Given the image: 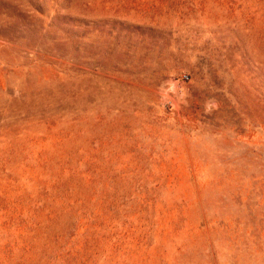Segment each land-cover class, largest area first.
<instances>
[{
  "label": "rangeland",
  "instance_id": "374dc122",
  "mask_svg": "<svg viewBox=\"0 0 264 264\" xmlns=\"http://www.w3.org/2000/svg\"><path fill=\"white\" fill-rule=\"evenodd\" d=\"M0 264H264V0H0Z\"/></svg>",
  "mask_w": 264,
  "mask_h": 264
},
{
  "label": "built area",
  "instance_id": "2783aa9c",
  "mask_svg": "<svg viewBox=\"0 0 264 264\" xmlns=\"http://www.w3.org/2000/svg\"><path fill=\"white\" fill-rule=\"evenodd\" d=\"M184 79H187V77H186V76H184Z\"/></svg>",
  "mask_w": 264,
  "mask_h": 264
}]
</instances>
